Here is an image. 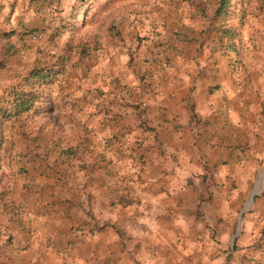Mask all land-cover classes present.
<instances>
[{"label": "crops", "instance_id": "0c3cea01", "mask_svg": "<svg viewBox=\"0 0 264 264\" xmlns=\"http://www.w3.org/2000/svg\"><path fill=\"white\" fill-rule=\"evenodd\" d=\"M7 1L0 0V29L43 19L42 13L34 16L32 0H17L6 16ZM217 5L185 9L182 33L167 29L159 38L166 54L158 53V42L150 37L138 41L140 26L148 29L147 22L129 19V35L118 38L115 56L104 51L99 66L86 70L84 85L62 87L72 96L70 107H84L75 111L73 121L85 124L80 153L88 169H77L72 200L49 196L46 187L24 200L18 246L27 247L34 264H59L62 251H84L78 244L86 237L87 250L99 244L101 252L107 251L110 235L138 233L139 221L157 212L178 219L173 226L188 233V210L201 200L219 227V219H230L248 197L254 168L243 161L249 150L242 143L255 135L253 119L262 110L264 52L250 56L261 61L254 62L260 69L246 78L223 57L205 65L201 55L206 53L198 50L207 31L217 26L211 19L202 39L208 18L198 12L216 17ZM215 87L220 89L213 92ZM75 161L79 168V155ZM260 196L245 217L242 241L249 245L261 239L256 253L264 264V193ZM216 230L218 235L230 232L229 227ZM22 251L17 255L23 257ZM80 255V262L90 264L87 255Z\"/></svg>", "mask_w": 264, "mask_h": 264}, {"label": "rangeland", "instance_id": "374dc122", "mask_svg": "<svg viewBox=\"0 0 264 264\" xmlns=\"http://www.w3.org/2000/svg\"><path fill=\"white\" fill-rule=\"evenodd\" d=\"M84 1L32 0L34 16L42 13L43 21L35 19L38 23L1 29L13 30L12 40L17 48L14 56L0 66V108L5 114L14 111L18 94L29 89L25 78L31 71L57 68L63 75L60 83L55 82V86L52 84L45 92L35 90L37 96L44 95L45 100L40 102L48 104L43 105L46 107H36L38 102L29 112L15 113L11 117L0 115V264L36 263L26 254L27 247L18 246L22 236L17 227L25 216L24 200L36 198L38 189L45 190V187L51 189L49 196H58L62 201L66 197L72 200L71 184L76 181L77 169H88L85 156L80 153L84 143V129L80 128L85 124L74 125L73 121L75 111H83L84 107H70L68 100L72 96L62 87L69 83L84 85L86 70L99 66L104 51L109 57L115 56L116 41L129 35L126 29L129 19L139 21L140 25L147 22L145 33L140 26L138 41L150 37L158 42V53L166 54L167 48H163L159 38L167 29L182 33L181 16L185 9L206 10V4L219 3V0H119L105 7L109 0H89L86 4ZM228 2L227 8L231 10L218 17L195 11L208 18L205 28L200 31L202 39L207 36L204 32L209 29L211 19L217 26V30H206L210 35L198 52L206 53L204 57L201 55L206 59L205 65L209 62L215 65V60L220 57L226 62L232 61L230 65L246 78L248 73L253 75L260 69L254 62L261 61L254 58L251 61L250 56L264 52V0ZM6 5V16H9L17 6V0H8ZM112 66L110 63L109 67ZM214 89L213 92H217L220 87ZM253 124L255 135L246 144L242 143L249 150L243 161L254 168L251 191L230 219H219V227L208 217L207 204L201 200L190 205L188 210V233H181L180 225L173 226L178 219L170 218L167 212H157L153 218L139 221L136 225L138 233L110 235L107 251L101 252L99 244L97 249L87 250V237L78 244L84 251L77 252L71 243L74 249L62 251L59 264H84L85 261L78 260L80 254L87 255L90 264H262V258L256 253L261 247L257 246L261 239L249 245L242 239L245 217L254 209L256 198L264 193V181H260L264 171V99ZM78 155L79 168L75 161ZM256 187L258 193L247 208ZM226 227L230 232L218 235L216 229ZM85 231L82 236L87 234ZM22 249L23 257L17 255L23 253Z\"/></svg>", "mask_w": 264, "mask_h": 264}, {"label": "trees", "instance_id": "16d2710c", "mask_svg": "<svg viewBox=\"0 0 264 264\" xmlns=\"http://www.w3.org/2000/svg\"><path fill=\"white\" fill-rule=\"evenodd\" d=\"M119 0H109L105 4V7L108 5L111 6L115 2ZM230 0H219V3L217 5L215 16L218 17L220 15H224L226 11H230L231 9H228L227 6H229ZM89 2V0H85L84 4ZM228 2V4H227ZM112 3V4H111ZM14 32L11 31H5L0 29V53H2L3 56L0 57V66L5 65L6 59L13 56L17 52V48L14 45L12 41V36ZM63 75V71L59 70L57 68H40L35 69L30 72V75L25 78L26 84L29 87L28 90H24V93L18 94V99L13 104V110L11 112L9 111L8 114H5L3 108H0V115H4V117H11L15 113H25L31 111L36 105V103L39 102L38 106L39 108L46 107L43 105V101L45 98L44 95L37 96L36 89L41 92H45L46 89L50 88V86H55L56 83H60L61 76ZM23 95V96H22ZM47 95V94H46ZM46 97V96H45ZM42 103V104H41ZM42 105V106H41Z\"/></svg>", "mask_w": 264, "mask_h": 264}, {"label": "water", "instance_id": "95a60500", "mask_svg": "<svg viewBox=\"0 0 264 264\" xmlns=\"http://www.w3.org/2000/svg\"><path fill=\"white\" fill-rule=\"evenodd\" d=\"M260 181H264V171H263V174H262ZM257 193H258V188L256 187L255 190L253 191L251 197H250V201L248 202L247 208L254 202V198L257 195ZM243 213H244V211L241 213V217H243Z\"/></svg>", "mask_w": 264, "mask_h": 264}]
</instances>
